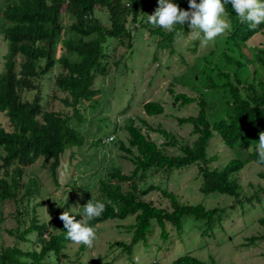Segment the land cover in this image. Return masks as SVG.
I'll return each instance as SVG.
<instances>
[{
    "label": "trees",
    "instance_id": "trees-1",
    "mask_svg": "<svg viewBox=\"0 0 264 264\" xmlns=\"http://www.w3.org/2000/svg\"><path fill=\"white\" fill-rule=\"evenodd\" d=\"M147 1L0 0V34L8 44L4 71L0 73V114L6 117L11 128L7 131L0 126V171L4 170L0 174V202L14 201L18 204L26 201L29 204L39 194V185L34 177L28 178L25 183L21 180L25 168L34 165L40 158L50 162V172L57 184V169L65 150L80 148L84 144L83 136L69 125L70 121L75 120L81 124L86 122L79 106L83 101L91 102L99 95V91L94 88V81L97 76H104L108 72V55L104 54L103 45L107 38L116 39L121 44L125 38L129 41L132 36L127 26L128 20L133 25L137 24ZM185 1L174 0L181 9L188 10ZM97 6L107 10L108 26L101 24L95 17L94 9ZM225 14L231 28L223 36L225 41L224 47L219 50L220 62L213 66L211 62V73L215 72L221 83L215 82L211 74L206 85L207 90L223 95V103L219 107L222 116L211 123L208 116H214L216 104H209L204 95L190 97L169 88L175 104L183 107L196 103L198 106L196 116L177 118L179 126L192 125L191 134L196 138L193 144H183L170 131L153 128L146 120H141L146 131L163 139L162 144L157 145L132 120L124 126L128 134L127 142H120L118 149L129 156L134 155L130 159L134 169L129 175L115 170L110 174L109 182L101 183V201L105 203L106 209L94 221L98 224L109 219L124 220L133 216L134 224L127 228L132 233L130 243L115 244L128 255L132 254V248L138 241L145 240L153 222L160 228L161 238L166 240V224L181 233L182 220L190 217L193 221L204 223L205 229L201 235L205 236L210 233L214 223L223 218L220 214L222 209H208L203 204H183L173 193L160 186H144L141 183L147 177L162 171L171 173L196 164L201 178L199 189L203 195L218 194L233 198L236 205H243L238 199L240 185L233 176L250 162L264 167V164L258 163L257 153L242 158L237 151L257 147L259 134L264 132V81L254 82L257 71L252 72V78L248 67L255 64V67L264 71V49L256 48L252 59L243 52V45L253 37L261 35L264 38V24L250 29L247 22H241L230 3L226 5ZM65 16L67 21L64 20ZM182 27L176 25L168 33L160 29L154 32L161 34V45L171 50L174 36L182 31ZM56 65H60L62 71L55 78V88L65 95L58 100L71 110L69 113L47 109L42 104L39 87L34 83ZM243 66H246V72H242ZM248 73L253 82L245 80L243 84L242 76ZM25 90L37 91L31 101L22 96ZM143 110L150 117L162 115L164 111L162 104L153 101L143 104ZM215 135L237 155L222 169H213L211 164L218 158L208 155L210 140ZM165 147L176 148L179 154L169 156L163 150ZM10 168L13 169L9 172ZM123 184L127 185L126 189H123ZM151 192H160L169 201V209H161L151 201H144L143 198ZM256 200L260 202L257 197ZM251 202L252 199H248V204ZM24 215H28L27 210L17 211L16 220L22 219ZM59 216L47 223H40L34 214L27 228L17 230L16 238L27 241L26 236L35 233L40 250H22L18 245L3 248L0 250V264H51L47 261L51 255L57 261L59 258H67L64 250L70 240L67 239V230ZM75 218L79 220L80 215H75ZM21 223L24 221L20 220ZM258 224L264 228V214L258 219ZM9 232L12 234V231ZM260 237H251L250 244L263 241L264 234ZM171 264L216 262L213 259L205 262L185 254Z\"/></svg>",
    "mask_w": 264,
    "mask_h": 264
},
{
    "label": "rangeland",
    "instance_id": "rangeland-1",
    "mask_svg": "<svg viewBox=\"0 0 264 264\" xmlns=\"http://www.w3.org/2000/svg\"><path fill=\"white\" fill-rule=\"evenodd\" d=\"M172 2L175 3L174 0ZM185 3L189 8L188 0ZM157 7L158 0H148L139 22L133 25L130 19L128 20V29L132 36L129 41L125 38L121 44L116 39H106L103 48L104 54L108 55L106 59L108 72L104 76H97L94 81V88L99 91V95L91 102L83 101L79 106L85 123L72 120L69 124L83 136L84 144L80 148L65 150L57 169V184L50 172V162H44L40 158L34 165L25 168L21 180L25 183L28 178L34 177L39 185V194L33 197L29 204L26 201L18 204L14 201L0 202V250L18 245L22 250L33 248L39 251L40 246L37 245L35 233L27 235V241H19L16 238L17 230L27 228L34 214L40 223H47L64 211L73 216L80 215L82 219L83 206L92 196L102 200L101 183L109 182L111 173L119 170L122 174L129 175L134 169L130 161L134 155L129 156L120 151L118 145L120 142L126 144L128 134L124 126L132 120L134 125L141 127L142 132L157 145L162 144L163 139L155 133L146 131L141 125V120H146L153 128L160 127L170 131L183 144L192 145L196 139L191 134L192 125L179 126L177 118L196 116L198 106L196 103L183 107L175 104L169 88L175 93H183L190 97L204 95L209 104H216L214 116L211 114L208 116L211 123L222 116L219 107L222 106L223 95L207 90L206 85L211 74L215 82L221 83L216 73H211V62L212 66L220 62L219 50L224 47L223 36L227 31L205 45L189 35L191 30L185 24L182 31L175 34L170 50L161 45V34L154 32L156 29L166 33L169 31L148 22L147 15L153 14ZM107 14L104 8L97 6L94 9L95 17L105 26L109 25ZM225 18L227 19L226 14ZM64 20L67 21L66 16ZM256 48L264 49V38L261 35L245 43L243 52L252 59ZM7 50L8 44L0 34V73L4 71V56ZM248 67L251 73L257 71L254 82L264 81V71L261 68L255 67V64ZM242 69V72H246L247 68L243 66ZM61 71V66L56 65L47 75L39 77L34 83L39 87L42 104L47 109L69 113L71 110L65 108L58 100L65 95L55 88V78ZM251 77H254L253 73ZM251 77L249 73L243 75V84L246 83L245 80L253 82ZM36 92L25 90L22 96L31 101ZM149 101L162 104L163 114L146 116L143 104ZM0 126L7 131L11 130L9 122L2 114ZM108 138H112L113 141L105 142ZM163 150L169 156L179 154L176 148L165 147ZM237 151L242 158L250 153H257L256 147ZM133 152L136 154L134 149ZM208 155H215L218 158L211 164L213 169H222L237 156L235 151L222 144L218 135L210 140ZM66 163L70 166L69 175L64 174ZM12 169L10 168L9 172ZM3 171L1 170L0 174H3ZM233 178L240 185L238 199L243 205H236L234 199L230 197L218 194L203 195L199 189L201 178L196 164L171 173L162 171L155 176L147 177L141 183L144 186H160L173 193L183 204H203L208 209L215 207L222 209L220 214L223 218L212 224V230L205 236L201 235L205 229L204 223L186 217L182 220L181 233H177L173 226L166 224L168 237L163 240L160 228L153 222L145 240L138 241L132 248V254L128 255L115 244L130 243L132 233L127 228L134 224V217L128 216L124 220L109 219L98 224L93 219L89 221V226L95 227L97 238L91 248L69 241L64 250L67 258H59L57 261V258L51 255L47 261L51 264H171L179 256L190 254L205 262L213 259L216 264H264V239L256 241V244L249 242L251 237L261 238L260 236L264 234V228L258 224V219L264 214V167L250 162ZM122 187L126 189L127 185L123 184ZM256 197L260 202H257ZM248 199H252L250 204ZM143 200L151 201L161 209L170 207L169 201L160 192H151ZM21 210H27L28 215L21 217L20 220L24 223L20 224V220H16V212ZM9 231H12V234Z\"/></svg>",
    "mask_w": 264,
    "mask_h": 264
},
{
    "label": "clouds",
    "instance_id": "clouds-1",
    "mask_svg": "<svg viewBox=\"0 0 264 264\" xmlns=\"http://www.w3.org/2000/svg\"><path fill=\"white\" fill-rule=\"evenodd\" d=\"M229 3L241 22H247L250 29L264 24V0H199V3L197 0H188V10L181 9L172 0H158V7L147 18L152 25L168 31H173L176 25L183 26L187 23L191 30L189 35L207 45L230 30V20L225 18L226 5ZM256 151L258 163L264 164V132L259 134ZM64 174H70L67 163L64 165ZM83 208L84 214L80 220H76L68 211L62 212L59 219L67 230V239L91 248L97 237L96 229L89 226V221L100 217L106 205L92 196Z\"/></svg>",
    "mask_w": 264,
    "mask_h": 264
},
{
    "label": "built area",
    "instance_id": "built-area-1",
    "mask_svg": "<svg viewBox=\"0 0 264 264\" xmlns=\"http://www.w3.org/2000/svg\"><path fill=\"white\" fill-rule=\"evenodd\" d=\"M109 141H113L112 138H108L107 141L105 140V142H109Z\"/></svg>",
    "mask_w": 264,
    "mask_h": 264
}]
</instances>
